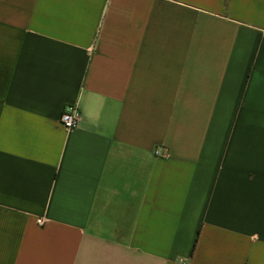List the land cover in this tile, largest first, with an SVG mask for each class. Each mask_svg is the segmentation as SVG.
Returning <instances> with one entry per match:
<instances>
[{
	"label": "crops",
	"instance_id": "0c3cea01",
	"mask_svg": "<svg viewBox=\"0 0 264 264\" xmlns=\"http://www.w3.org/2000/svg\"><path fill=\"white\" fill-rule=\"evenodd\" d=\"M182 262L264 264V0H0V264Z\"/></svg>",
	"mask_w": 264,
	"mask_h": 264
},
{
	"label": "built area",
	"instance_id": "2783aa9c",
	"mask_svg": "<svg viewBox=\"0 0 264 264\" xmlns=\"http://www.w3.org/2000/svg\"><path fill=\"white\" fill-rule=\"evenodd\" d=\"M80 120L81 116L76 105L65 106L60 117V123L65 129L71 130L77 128L79 126ZM182 264L185 263L182 262Z\"/></svg>",
	"mask_w": 264,
	"mask_h": 264
}]
</instances>
